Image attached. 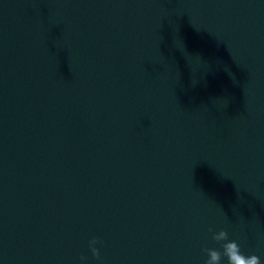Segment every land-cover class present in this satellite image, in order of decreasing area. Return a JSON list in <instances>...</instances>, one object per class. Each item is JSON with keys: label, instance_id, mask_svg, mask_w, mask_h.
I'll list each match as a JSON object with an SVG mask.
<instances>
[{"label": "water", "instance_id": "water-1", "mask_svg": "<svg viewBox=\"0 0 264 264\" xmlns=\"http://www.w3.org/2000/svg\"><path fill=\"white\" fill-rule=\"evenodd\" d=\"M210 227L264 264V0H0V264H204Z\"/></svg>", "mask_w": 264, "mask_h": 264}, {"label": "clouds", "instance_id": "clouds-1", "mask_svg": "<svg viewBox=\"0 0 264 264\" xmlns=\"http://www.w3.org/2000/svg\"><path fill=\"white\" fill-rule=\"evenodd\" d=\"M209 232L212 233V240L220 244V248L205 247L202 249L207 254L204 264H222L226 259V264H261V259L256 254L245 255L241 251V246L236 240L229 239V233L226 229L221 228L214 231L211 227ZM222 242V243H221ZM102 243L99 237H92L88 244L92 256L100 259V250L96 245ZM81 262L86 261V256L80 257Z\"/></svg>", "mask_w": 264, "mask_h": 264}]
</instances>
